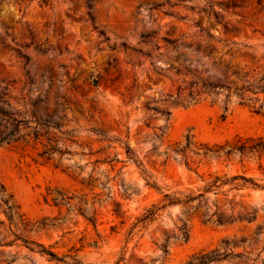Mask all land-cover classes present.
Wrapping results in <instances>:
<instances>
[{"label": "rangeland", "instance_id": "obj_1", "mask_svg": "<svg viewBox=\"0 0 264 264\" xmlns=\"http://www.w3.org/2000/svg\"><path fill=\"white\" fill-rule=\"evenodd\" d=\"M41 1L0 0V109L24 122L8 144L0 143V184L35 225L31 232L13 231L62 262L19 242L3 246L13 238L0 230V264H188L215 249L243 257L211 264H264V189L225 185L187 208L167 207L125 244L135 219L165 194L196 195L215 176H242L264 187L263 161H215L191 148L185 165L174 153L164 154L185 136L207 146L264 136V117L233 95L223 112L224 91L216 99L202 94L196 103H186L183 90L175 98L192 80H230L191 50L196 45L261 78L264 0H168L177 5L158 10L153 4L165 0H94L92 22L83 0ZM163 37L179 38L184 47H165ZM162 112L170 113L167 123ZM36 123L58 125L46 130L56 142L35 141ZM13 126L1 120L0 137ZM50 145L61 154L41 158ZM125 146L140 168L126 160ZM88 181H96L92 190L80 184ZM57 189L75 197L71 212L53 206Z\"/></svg>", "mask_w": 264, "mask_h": 264}, {"label": "trees", "instance_id": "obj_2", "mask_svg": "<svg viewBox=\"0 0 264 264\" xmlns=\"http://www.w3.org/2000/svg\"><path fill=\"white\" fill-rule=\"evenodd\" d=\"M94 0H83L84 8L86 9V15L88 19L92 22L93 17L91 15V10L93 7ZM175 3H182L184 0H174ZM41 3L46 4L45 1H41ZM168 5L170 7L175 6L177 4H170L168 0H165L163 3H156L153 4L152 9L158 10L162 6ZM210 9V8H209ZM208 14L211 13V10L207 12ZM216 18V14L214 13ZM200 32L205 34V37L208 40H211L212 37L209 35V32L203 30L201 27H198ZM4 29H8V27H4ZM99 35H104L102 32H99ZM154 37V33L142 36L143 40H149ZM163 42L165 43V47L176 49L178 46L184 47L182 45L181 40L179 38L170 39L167 37L162 38ZM191 45H186V48H190ZM195 54H202L210 61V66L215 70L220 71L224 76H226L229 80L227 84L220 85L209 82L207 80H192L187 83H183L182 86H179L176 91V99L178 98V94L180 91H185V98L184 101L186 103H196L199 101L200 96L202 94L207 95L212 99H216L221 92H225L223 97V112H227V100L228 98L233 95L237 100L238 104L241 106H247L253 110V112L257 115H261L264 117V112H261L263 109V104L259 96L262 97V101H264V73L262 74L259 80L255 79L252 76H249L248 73L240 72L237 68L230 65L229 62H223L221 58H214L213 57V49H209L207 46L196 45L193 49H191ZM146 56H149L146 54ZM26 60V58H25ZM179 71H177L178 73ZM185 72L188 71L185 69ZM171 98V96H167ZM40 102V100H35L33 104ZM259 104L257 107L253 105ZM12 115L4 110L0 109V121L3 119L11 120L14 122L13 129L0 137V143H7L11 138H13L18 130L19 126L22 125L23 121H15L11 117ZM161 116L164 117V121L167 123L169 120L170 113L169 112H162ZM223 117V116H222ZM58 125H46L44 123H36V128L34 130V140L37 141L42 137H45L46 141L56 142L53 141V138L50 137L47 133V129L49 128H58ZM44 130V132H42ZM191 137L185 136L183 144H176L175 148L169 149L165 154L168 158V153L172 152L175 156H178L181 161L185 165L188 163V152L191 148H193V154L198 155L202 158L210 157L215 161H219L222 159L223 161H229L231 158L237 159L238 163L242 164L244 161L248 160H256L258 162H264V136H256V137H246L241 138L237 137L233 142H225L219 145H195L191 142ZM15 142V141H14ZM125 156L128 162L135 164L137 167H141V164L137 161V158L133 151L125 146ZM52 152H58L55 148V145H50L48 150L43 151L39 156L42 158L43 156L46 157V160H49L50 154ZM261 165H259V169H261ZM96 181H88L87 183L81 182L82 186L89 188L92 190L95 185ZM235 182H239V184L234 185ZM148 186L157 189L155 184H147ZM225 185H232L235 189H264L263 186L258 185L255 181L250 178H245L242 176H232L230 178L225 177H213L210 181L206 182L198 194L193 195L189 193L187 195L178 197L175 195L165 194L163 195V199L158 204L151 205L148 209L144 211V213L135 219V222L129 228L125 244L132 239V237L140 232L141 230L145 229L148 225L156 221L159 217L160 213L166 209L167 207L172 206H182L187 208L190 204L196 202L199 203L205 199V196L209 193H215L219 188ZM100 187L103 188V184H99ZM75 197L67 195V193L63 192L62 190H55L54 196L52 197L51 201L54 207L62 208L66 207L67 211L71 212L73 208L76 206L72 204ZM96 202V201H95ZM78 215L82 216L88 223L92 226H95V222L91 218H87L83 211L80 208H76ZM1 215L3 219H1ZM245 219L250 221L252 218H249L248 214H244L243 216ZM35 225H30L28 222L25 221L23 214L20 211L19 206L15 202L13 196L6 190V188L0 184V230L6 231V233L12 237L13 239L7 243H4L3 246H10L19 242L23 247L29 250L31 253H36L41 257H46L49 261L55 262H62L53 252L45 249L42 245L38 244L37 242L30 240L26 236L16 234L13 231V227L17 228L20 227V231L22 232H31L33 231ZM44 227V223L38 224V229H42ZM182 231V239L186 240L187 235L185 231V224L182 223L180 228ZM224 245H228L227 242H223ZM264 250V248H263ZM162 252H166V249L163 248ZM241 254H233L229 253L226 254V250L219 251L217 249L212 250L208 253L198 254L194 256L188 264H211L216 263L222 260H230V259H242ZM120 259L119 261H121Z\"/></svg>", "mask_w": 264, "mask_h": 264}]
</instances>
